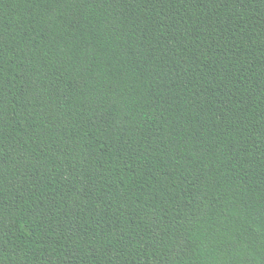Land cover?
<instances>
[{"label":"trees","instance_id":"obj_1","mask_svg":"<svg viewBox=\"0 0 264 264\" xmlns=\"http://www.w3.org/2000/svg\"><path fill=\"white\" fill-rule=\"evenodd\" d=\"M0 264H264V0H0Z\"/></svg>","mask_w":264,"mask_h":264}]
</instances>
